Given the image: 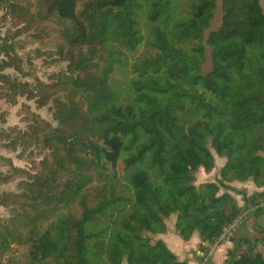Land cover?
<instances>
[{
    "label": "trees",
    "instance_id": "obj_1",
    "mask_svg": "<svg viewBox=\"0 0 264 264\" xmlns=\"http://www.w3.org/2000/svg\"><path fill=\"white\" fill-rule=\"evenodd\" d=\"M47 3L46 14L69 22L60 46L68 71L30 91L40 105L64 94L54 96L56 126L42 118L7 134L15 148L45 153L22 190L0 193L19 206L0 223V264L5 256L12 264H190L155 237L168 230L166 217L176 214L184 239L198 231L205 248L245 208L263 211L264 190L230 183L264 186L261 0H222L206 72L202 38L216 0ZM192 37L200 42L187 47ZM142 45L155 51L139 53ZM8 64L0 59V69ZM115 71L126 75L123 86ZM215 152L226 157L219 176L197 181L199 168L216 166ZM15 243L27 247L17 263Z\"/></svg>",
    "mask_w": 264,
    "mask_h": 264
},
{
    "label": "rangeland",
    "instance_id": "obj_2",
    "mask_svg": "<svg viewBox=\"0 0 264 264\" xmlns=\"http://www.w3.org/2000/svg\"><path fill=\"white\" fill-rule=\"evenodd\" d=\"M261 3L264 8V0ZM47 9V0H0V59L6 58L10 63L0 69V73L5 76L0 80V193L22 190L20 180L27 177L26 170L35 171L34 167L45 153V149L39 146L25 148L17 144L15 148L11 136L8 137L7 134L13 130H29L36 119L44 118L54 126L58 124L54 96L63 97L64 93L57 92L45 104L40 105L39 92L32 91L31 94L30 91L32 83L52 84L64 71H68V60L60 46L64 42L63 27L65 24L69 25V22L66 23L56 14H46ZM222 15V0H216L213 18L202 38L205 45L201 64L203 72L212 65V48L207 44L206 37L221 23ZM145 17L143 15L142 19L145 20ZM199 42L198 37H192L186 39L185 44L192 47ZM154 51L152 47L142 45L139 53L146 55ZM115 76L117 80L123 79V86L126 75L122 71H115ZM5 78H10L11 82ZM15 82H27L30 85L24 92L23 87L14 86ZM215 157L216 166L211 171H206L203 167L196 171L197 181L219 176L226 157L216 152ZM238 196L241 197L240 194ZM15 207L19 206L3 203L0 196V223L13 215ZM10 255L15 257V263L23 261L27 255V247L15 243ZM7 259L5 256L1 264H12Z\"/></svg>",
    "mask_w": 264,
    "mask_h": 264
},
{
    "label": "crops",
    "instance_id": "obj_3",
    "mask_svg": "<svg viewBox=\"0 0 264 264\" xmlns=\"http://www.w3.org/2000/svg\"><path fill=\"white\" fill-rule=\"evenodd\" d=\"M251 181L253 180H234L230 183L248 190V194L264 190V186L259 187ZM236 194L239 202L244 203L242 194L241 197ZM261 205L264 206V199L261 200ZM253 208H245L247 210L241 215L236 228L229 235L226 237L223 235L214 243L205 242V248L199 245L201 237L198 231H195L189 239H184L177 232L175 213L165 218L168 230L155 234V237L163 238L180 259H188L190 264H264V209L258 213Z\"/></svg>",
    "mask_w": 264,
    "mask_h": 264
},
{
    "label": "built area",
    "instance_id": "obj_4",
    "mask_svg": "<svg viewBox=\"0 0 264 264\" xmlns=\"http://www.w3.org/2000/svg\"><path fill=\"white\" fill-rule=\"evenodd\" d=\"M239 218H240V217H239ZM239 218H238L235 222H233V223H231V224H229V225H225V226H224V234H223V235H225V234L228 233V232L231 233V232L236 228V225H237V223H238Z\"/></svg>",
    "mask_w": 264,
    "mask_h": 264
}]
</instances>
